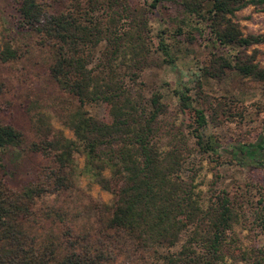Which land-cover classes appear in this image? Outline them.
Returning a JSON list of instances; mask_svg holds the SVG:
<instances>
[{
    "label": "trees",
    "instance_id": "1",
    "mask_svg": "<svg viewBox=\"0 0 264 264\" xmlns=\"http://www.w3.org/2000/svg\"><path fill=\"white\" fill-rule=\"evenodd\" d=\"M66 1L69 4L62 11L46 13L36 0H18V28L51 44L48 75L60 92L76 102L61 120L73 139L53 129L49 114L36 111L31 120L37 142L29 150L48 157L58 168L66 167L73 153L81 152L92 181L113 197L103 229L118 238L124 236L134 253L176 246L184 236L178 251L160 255L158 264H264V250L242 248L232 232L235 225L247 226L245 212L252 208L249 198L210 186L202 205L193 176L180 175L189 150L187 132L202 153L226 157L240 167L258 168L264 166V136L253 144L233 142L226 149L203 141L199 130L205 117L198 103L202 97L198 93L194 101L186 89L173 94L176 109L189 113L191 124L170 121L158 91L146 95L134 88L141 82V73L155 64L146 46V10L132 8L128 0ZM159 1L152 0L148 7ZM165 1L177 2L206 31L212 48L221 50L209 53L207 65L199 69L202 76L216 79L233 71L264 83V69L244 54L264 44V34L244 35L234 21L235 12L246 6L264 11V0ZM185 40L193 42L192 33H186ZM157 51L161 62L174 63L162 41ZM14 58L15 52L7 45L0 49L2 62ZM92 105L102 107L101 118L85 110ZM21 141L18 131L0 125V150L17 148ZM66 182L62 176H53L48 187L55 192ZM47 190L30 185L12 193L0 181V264L55 262L52 245L38 244L26 224L32 200ZM255 210L250 225L264 230V206L262 213ZM55 263L94 262L88 254H64Z\"/></svg>",
    "mask_w": 264,
    "mask_h": 264
},
{
    "label": "rangeland",
    "instance_id": "2",
    "mask_svg": "<svg viewBox=\"0 0 264 264\" xmlns=\"http://www.w3.org/2000/svg\"><path fill=\"white\" fill-rule=\"evenodd\" d=\"M36 1L46 13L62 11L69 4L65 0ZM151 2L128 0L132 8L146 10V46L155 62L141 73V82H136L134 88H140L146 95L151 90L158 91L168 107L169 120L185 126L191 124V115L176 109L173 92L186 89L194 101H198L196 95L200 93L202 101L198 103L205 125L199 135L203 141L214 142L222 149L233 142L253 144L263 137L264 83L242 78L233 71L216 79L211 75L202 76L199 69L207 65L209 53L221 50L212 48L206 31L199 29L201 26L195 25L177 2L160 0L149 8ZM17 8L18 0H0V49L7 45L15 52L13 60H0V125L10 126L22 138L17 148L0 150V181L4 189L12 193H19L30 185L48 189L32 200L26 219L37 243L52 245L55 262L64 254H88L93 264H158L160 255L175 254L184 236L176 246L134 253L124 236L118 238L114 232L103 229L113 197L92 181L81 152L73 153L70 163L58 168L48 157L29 150V146L37 142L31 120L36 111L49 114L53 129L73 139L71 132L62 127L61 120L74 110L76 102L60 92L48 75L51 44L35 33L18 28ZM234 21L244 35L264 34V11L261 9L246 6L235 12ZM186 33L194 37L190 44L185 40ZM160 41L170 50L172 65L161 62L163 58L157 51ZM244 54L264 69V44L252 46ZM85 110L98 118L103 115L101 106H86ZM187 133L189 150L180 175L183 178L193 176L202 205L210 186L214 191L224 190L230 195L242 193L249 198L252 208L245 212L247 226L235 225L232 232L242 248L264 250V230L250 225L253 209L262 213L264 206V166L240 167L226 157L202 153L195 146V138ZM53 176H62L67 181L55 192L48 187Z\"/></svg>",
    "mask_w": 264,
    "mask_h": 264
}]
</instances>
